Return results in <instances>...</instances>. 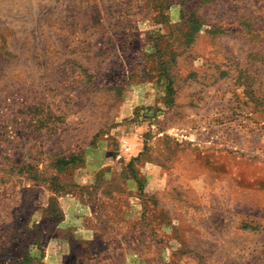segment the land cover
I'll return each instance as SVG.
<instances>
[{"label": "rangeland", "instance_id": "obj_1", "mask_svg": "<svg viewBox=\"0 0 264 264\" xmlns=\"http://www.w3.org/2000/svg\"><path fill=\"white\" fill-rule=\"evenodd\" d=\"M0 264H264V0H0Z\"/></svg>", "mask_w": 264, "mask_h": 264}, {"label": "built area", "instance_id": "obj_2", "mask_svg": "<svg viewBox=\"0 0 264 264\" xmlns=\"http://www.w3.org/2000/svg\"><path fill=\"white\" fill-rule=\"evenodd\" d=\"M122 147H123L122 150H123L124 152H126V151L128 150L126 146H122Z\"/></svg>", "mask_w": 264, "mask_h": 264}, {"label": "trees", "instance_id": "obj_3", "mask_svg": "<svg viewBox=\"0 0 264 264\" xmlns=\"http://www.w3.org/2000/svg\"><path fill=\"white\" fill-rule=\"evenodd\" d=\"M197 28H196V26H195V29L193 28V30H196Z\"/></svg>", "mask_w": 264, "mask_h": 264}]
</instances>
